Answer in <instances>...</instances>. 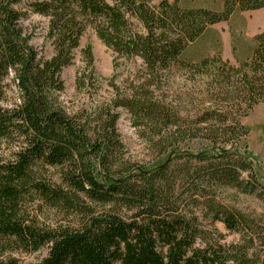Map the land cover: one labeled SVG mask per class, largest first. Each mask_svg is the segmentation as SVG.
<instances>
[{"label": "trees", "instance_id": "16d2710c", "mask_svg": "<svg viewBox=\"0 0 264 264\" xmlns=\"http://www.w3.org/2000/svg\"><path fill=\"white\" fill-rule=\"evenodd\" d=\"M21 1L0 0V140L10 143L0 156V204L11 198L24 201L22 196L32 192L75 223L56 237L41 233L55 243L36 264H66L64 256L75 257L76 264H264V226L231 211L220 192L225 187L248 194L262 189L255 177L243 176L253 173L249 158L224 150L213 156L180 154L175 161L159 162L156 171L134 173L140 166L123 155L112 114H101L86 126L65 116L51 96L61 90L58 72L87 25L121 53L144 56L151 69H166L178 57L180 66L196 70L181 64L183 52L206 26L220 21V14L205 13L197 22L192 13L164 5L157 12L148 0H33L29 10L49 18L48 38L57 46V57L46 62L30 46L32 35L22 26L28 13L19 10ZM228 1L230 6L248 1L259 7L261 0H227L229 10ZM168 16L184 17L182 26ZM136 25L147 26L150 37L139 36ZM10 79L20 93L11 105ZM163 103L158 106L149 98L143 109L148 118L162 120L161 141L155 146L160 156L174 146L182 151L206 124L180 121L173 107ZM209 132L206 139L221 149L249 130L242 122L224 120ZM94 193L108 206L95 204ZM5 216L3 233L14 227L25 230L18 217ZM203 218L238 233L239 243L222 244L221 234L202 227Z\"/></svg>", "mask_w": 264, "mask_h": 264}, {"label": "rangeland", "instance_id": "374dc122", "mask_svg": "<svg viewBox=\"0 0 264 264\" xmlns=\"http://www.w3.org/2000/svg\"><path fill=\"white\" fill-rule=\"evenodd\" d=\"M148 2L154 9L164 7L178 10V13L190 12L197 22L205 18V13L220 14V21L208 25L200 38L198 37L196 42H190L185 51L184 59L192 63L196 70L179 65L172 67V64L170 65L172 68L164 69L166 74L168 73V81L163 89L166 95L164 103L173 107L180 121L206 122L200 127L202 129L198 138L188 142L187 147L184 146L186 152L213 156L220 150L227 149L233 153L238 151L242 156L249 158L253 173L244 172L243 176L255 177L262 189L259 191L257 188L254 194L228 187L219 191L222 193L224 205L231 211H240L241 215L259 223L264 221V0L259 2V7L255 6L256 2L251 4L248 1H245L243 7L240 4L230 6L231 1H228L229 10L225 7L227 0H148ZM32 3L33 0H23L18 4L19 10L28 13L22 20V26L33 36L32 46L43 52L44 56L50 57L52 48L48 44L45 45L44 40L49 18L30 11ZM167 18L175 19L177 23L174 24L180 27L184 21L182 16ZM88 46L92 48L94 67L101 78L104 94L106 93L104 90L108 89L106 80L116 73L113 66L114 54L90 29L81 39V48ZM217 59L223 61V65L222 62L216 63ZM83 66V56L78 51L75 63L62 73L66 86L63 100L70 109L88 103L86 98L75 90V78ZM6 83L9 85L8 103L11 105L18 101L20 93L15 89L11 79ZM224 120L242 122L249 132L243 139L222 145L219 149L206 138L211 134L209 131L218 129L219 121ZM118 127L130 157L147 163L148 167L153 166L155 162L149 161L147 139L133 128L128 113L123 112ZM7 145L10 143L4 139L0 140V156L4 155L3 149ZM97 180L100 181L101 177H97ZM92 195V201L99 204V207L108 206L99 202L96 193ZM22 198L24 201L15 203L16 199L11 198L0 204L2 207L0 232L7 226L9 220L5 214L9 218L18 217L21 223L26 225L25 230L20 232L14 227L11 232H2L0 235V261L5 264L40 262L55 243L50 237H56L64 229L75 225L74 221L63 217L58 209L43 203L38 195L31 192ZM125 203L129 209H138L132 203ZM124 212L129 214L128 209ZM202 221V227L206 230L217 231L222 235V244L232 246L239 243L240 235L228 231L221 222L214 223L207 218H203ZM41 233H50V237ZM44 236L49 240L43 242ZM64 261L66 264H76V258L73 256H64Z\"/></svg>", "mask_w": 264, "mask_h": 264}, {"label": "flooded vegetation", "instance_id": "af4514ba", "mask_svg": "<svg viewBox=\"0 0 264 264\" xmlns=\"http://www.w3.org/2000/svg\"><path fill=\"white\" fill-rule=\"evenodd\" d=\"M162 11L157 9V12ZM138 28L139 36H142L144 39L150 37L147 26L136 25ZM206 26L205 29H207ZM93 30L97 37L113 52L114 60L113 66L115 74L108 80L107 87L108 89L103 92V84L101 78L97 75L94 67V56L92 48L88 46L87 48H81V39L85 35L87 30ZM204 29V30H205ZM49 27L44 35L45 45H49L52 48V55L50 57L44 56L43 52L34 48L31 44L33 36L30 40V46L36 50L38 53V58L46 62H51L57 57L58 51L55 41L49 40ZM200 38V37H199ZM198 38V39H199ZM196 42V41H193ZM190 43L186 45L185 51L188 48ZM81 52L83 56V69L79 71L75 78V90L76 92L86 98L85 105L78 108H68L64 103L63 96L66 92L65 82L62 77L63 71L69 66L73 65L76 60L77 52ZM183 52V56L185 54ZM70 59L68 64L62 66L58 72V77L60 80L61 90L52 91L51 96L54 100L57 101V104L60 105L61 111L68 118L75 119L79 123L90 124L93 119L98 117L101 114H112L114 119V131L119 141L123 155L127 160H130L135 165L140 166L139 169H135L134 173L144 172L147 174L149 172L156 171L159 168V162L161 161H175L180 154H189V155H200V154H190L184 150V146L187 147L188 142H185L182 147V151L179 147L169 148L165 156H160L162 151L157 150L155 147L156 144L161 141V130L163 129L162 120L157 121L156 119L148 118L144 114V106L150 98L152 102H157L156 105L161 106L160 103H163L164 98L166 97L165 92L163 91L165 83L168 81V73L162 70L161 68L151 69L147 63L144 56L141 54H132V53H121L113 45H109L98 33L97 29L92 25H87L83 28L82 33L80 34L77 46L70 50ZM183 62L182 65H193L188 63L184 57L181 58ZM180 59L177 57L176 60L172 61V67L174 65H179ZM139 63V66H138ZM187 63V64H186ZM180 66V65H179ZM168 67L166 69L172 68ZM183 67V66H181ZM119 68V69H118ZM187 68V67H185ZM165 69V70H166ZM153 70V71H152ZM167 75V76H166ZM105 94L107 96H105ZM164 104V103H163ZM166 106H170L165 104ZM123 112H126L130 116L133 128H135L141 136H144L147 140L148 151L150 160L155 164L148 167L147 163L136 161L130 157L128 150L121 138L119 133V121L122 118ZM107 117H109L106 114ZM106 118V117H105ZM169 129V128H168ZM191 142V141H190ZM180 147V148H181ZM228 151L227 149H222ZM181 152V153H180ZM183 152V153H182ZM186 152V153H185ZM232 152V151H231ZM239 153L238 151H235ZM241 155V154H240ZM242 156V155H241ZM151 163V162H150ZM258 182V181H257ZM240 212V211H239ZM222 223V222H221ZM223 224V223H222ZM261 226H264V221L259 223Z\"/></svg>", "mask_w": 264, "mask_h": 264}]
</instances>
